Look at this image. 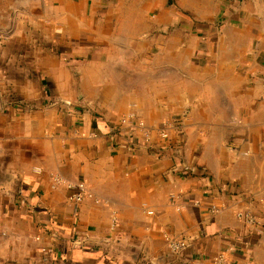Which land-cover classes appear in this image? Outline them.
I'll list each match as a JSON object with an SVG mask.
<instances>
[{
	"label": "crops",
	"instance_id": "1",
	"mask_svg": "<svg viewBox=\"0 0 264 264\" xmlns=\"http://www.w3.org/2000/svg\"><path fill=\"white\" fill-rule=\"evenodd\" d=\"M263 18L264 0H0V264H264L238 215L264 221ZM132 103L150 146L120 123Z\"/></svg>",
	"mask_w": 264,
	"mask_h": 264
},
{
	"label": "built area",
	"instance_id": "2",
	"mask_svg": "<svg viewBox=\"0 0 264 264\" xmlns=\"http://www.w3.org/2000/svg\"><path fill=\"white\" fill-rule=\"evenodd\" d=\"M39 21L43 22V20L39 19ZM257 61H261V57L257 58ZM121 125L126 127L128 129L129 137L131 143L135 144H141L150 146L153 144V139L151 136V129L154 127H148L145 120L142 117H139L136 113V107L135 104L132 103L130 105V109L126 115H124L121 118ZM158 136L162 140H170V135L168 132V127L166 125H162L157 129ZM77 192L74 194L72 201H73V211L77 212L79 210V207L84 200V197L86 195V188L85 185L82 183H79L75 186H73ZM221 206V205H220ZM220 207L217 205L211 206V213H215L218 211ZM240 217L244 216L246 217L249 226L251 230L255 234H262L264 233V221L261 219L254 218L253 216L249 215L248 212L245 213H239ZM168 248L170 252L173 254L175 258H177L179 261H187V258L184 254L185 249L187 248V244L183 241L179 240H168ZM232 251V249H229V252ZM224 254H219L216 258L213 259L211 264H224L226 262L224 258Z\"/></svg>",
	"mask_w": 264,
	"mask_h": 264
},
{
	"label": "water",
	"instance_id": "3",
	"mask_svg": "<svg viewBox=\"0 0 264 264\" xmlns=\"http://www.w3.org/2000/svg\"><path fill=\"white\" fill-rule=\"evenodd\" d=\"M262 25L264 27V18L262 19ZM98 243L102 247L126 258L129 262H137L140 255V248L138 245H131L119 241H99Z\"/></svg>",
	"mask_w": 264,
	"mask_h": 264
}]
</instances>
